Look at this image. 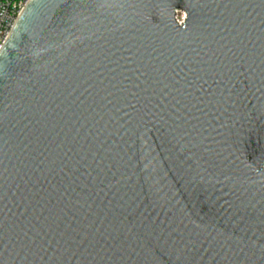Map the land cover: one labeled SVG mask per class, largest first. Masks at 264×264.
Wrapping results in <instances>:
<instances>
[{
	"label": "water",
	"instance_id": "obj_1",
	"mask_svg": "<svg viewBox=\"0 0 264 264\" xmlns=\"http://www.w3.org/2000/svg\"><path fill=\"white\" fill-rule=\"evenodd\" d=\"M0 264H264V0H30Z\"/></svg>",
	"mask_w": 264,
	"mask_h": 264
},
{
	"label": "built area",
	"instance_id": "obj_2",
	"mask_svg": "<svg viewBox=\"0 0 264 264\" xmlns=\"http://www.w3.org/2000/svg\"><path fill=\"white\" fill-rule=\"evenodd\" d=\"M30 0H0V50Z\"/></svg>",
	"mask_w": 264,
	"mask_h": 264
},
{
	"label": "rangeland",
	"instance_id": "obj_3",
	"mask_svg": "<svg viewBox=\"0 0 264 264\" xmlns=\"http://www.w3.org/2000/svg\"><path fill=\"white\" fill-rule=\"evenodd\" d=\"M186 17V14L185 13H179L178 14V20L180 21V22H182L183 20H184V18Z\"/></svg>",
	"mask_w": 264,
	"mask_h": 264
}]
</instances>
